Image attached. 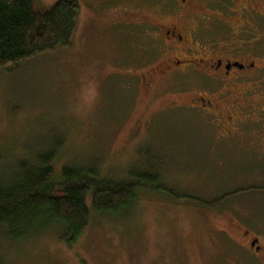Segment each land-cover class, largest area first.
<instances>
[{"label":"rangeland","instance_id":"obj_1","mask_svg":"<svg viewBox=\"0 0 264 264\" xmlns=\"http://www.w3.org/2000/svg\"><path fill=\"white\" fill-rule=\"evenodd\" d=\"M76 1L69 47L0 68V184L18 162L53 152L56 175L64 166L110 181L147 173L168 192L137 191L114 213L90 210L72 244L59 226L20 240L0 235V264H261L241 230L259 238L264 255V69H181L142 89L138 74L170 54L158 51L149 25L133 24L151 14L147 6ZM198 96L209 110L186 105ZM224 195L214 207L196 201Z\"/></svg>","mask_w":264,"mask_h":264},{"label":"trees","instance_id":"obj_2","mask_svg":"<svg viewBox=\"0 0 264 264\" xmlns=\"http://www.w3.org/2000/svg\"><path fill=\"white\" fill-rule=\"evenodd\" d=\"M76 0H58L43 7L40 0H0V68L8 71L23 61L60 47H69L77 26ZM53 152L35 163L20 161L13 180L0 184V235L20 240L37 229L53 226L60 239L74 243L88 226L90 210L114 213L136 200V192L152 186L143 173L128 181H110L92 171L64 166L56 175ZM199 201L208 207L222 202Z\"/></svg>","mask_w":264,"mask_h":264},{"label":"flooded vegetation","instance_id":"obj_3","mask_svg":"<svg viewBox=\"0 0 264 264\" xmlns=\"http://www.w3.org/2000/svg\"><path fill=\"white\" fill-rule=\"evenodd\" d=\"M141 1L151 14L141 20V23H131L141 29L144 28L143 25H149L152 35L156 37L158 51L170 52L155 67L138 74L142 89H148L159 79L181 69L204 70L208 76L217 72L219 75L229 76L233 71L264 69V46L258 50V44H264V40L259 39L264 34V0ZM125 31L129 32L128 29ZM202 34L206 37L207 45L200 42ZM220 36V40L212 38ZM249 43L256 45L254 50L248 49ZM193 44L197 46L188 47ZM128 71L126 74L133 75L132 70ZM204 98H191L189 100L192 102L186 105L201 106L202 110L207 111L209 108L206 104L193 101H207ZM208 104L217 107L211 101ZM233 106L235 107L231 104V114ZM229 118L235 120L232 116ZM260 185L262 184L245 186L235 191L241 192ZM241 238L245 245L248 244L254 250V258L251 260L264 264L259 238L246 228L241 230Z\"/></svg>","mask_w":264,"mask_h":264},{"label":"water","instance_id":"obj_4","mask_svg":"<svg viewBox=\"0 0 264 264\" xmlns=\"http://www.w3.org/2000/svg\"><path fill=\"white\" fill-rule=\"evenodd\" d=\"M234 65L238 66L237 64H234Z\"/></svg>","mask_w":264,"mask_h":264}]
</instances>
